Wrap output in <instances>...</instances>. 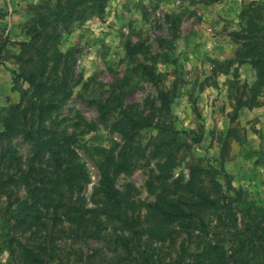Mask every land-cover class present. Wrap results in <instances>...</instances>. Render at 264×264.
<instances>
[{"label":"trees","instance_id":"16d2710c","mask_svg":"<svg viewBox=\"0 0 264 264\" xmlns=\"http://www.w3.org/2000/svg\"><path fill=\"white\" fill-rule=\"evenodd\" d=\"M107 1L41 0L30 8L23 26L25 40L15 43L17 53L11 56L5 50L9 38L0 35V65L6 58L13 60L11 90L19 94L18 101L9 102L0 113V194L10 199L11 192L5 191L15 187L25 193L16 209L10 210L13 204H8L4 224L9 233L24 226L30 229V243L8 233L3 249L23 264H56V241L71 235L75 241L82 237L103 242L119 263L264 264V208L243 200L242 191L232 186L227 174L221 183V171L208 159L195 156L193 146L201 143V137L166 122L176 89L167 90L163 75L152 65L138 63L136 68L157 90L156 109L147 112L140 104H124L123 87L118 86H111L104 99L89 100L97 110L98 123L118 134L122 144L117 150L92 149L99 181L85 202L82 193L89 178L76 147L79 137L94 132L97 125L79 117L71 132L59 128L58 114L76 84L73 53L62 52L59 44L73 24L88 16L99 18ZM255 5L253 15L242 11L245 27L241 32L230 34L236 46L233 59L219 64L226 74L233 64H249L256 77L252 86L232 83L228 96L231 121L241 109L264 107L263 5ZM139 48L126 46L132 61H137ZM146 129L155 130L152 156L161 161L148 182L154 200L137 202L119 191L115 181L131 171L135 155L144 156L136 140ZM230 133L239 139L236 130ZM15 137L29 144L30 157L22 158L9 145ZM226 144L221 146V164ZM179 160L187 165L186 180L172 178ZM179 235L186 237L185 245L173 257L163 258L161 247L173 244ZM190 245L195 247L192 254L187 252ZM98 252L81 254L68 264H97Z\"/></svg>","mask_w":264,"mask_h":264},{"label":"rangeland","instance_id":"374dc122","mask_svg":"<svg viewBox=\"0 0 264 264\" xmlns=\"http://www.w3.org/2000/svg\"><path fill=\"white\" fill-rule=\"evenodd\" d=\"M40 1L0 0V35L10 40L5 48L7 55L16 54L15 43L25 40L23 26L29 18V10ZM256 3L263 5L260 12L264 21V0H108L99 18L88 16L62 35L59 49L73 53L71 66L76 84L72 97L58 114L59 128L71 132L79 117L97 125L94 132L79 137L76 147L78 161L89 178L82 193L87 204L99 181L90 155L94 152L92 149L115 147L117 150L122 144L118 134L98 123L97 110L89 105V100L104 99L111 86H118L123 87L124 104H140L147 112L156 109L159 106L157 90L136 68L142 63L152 65L163 75L167 90L175 86L176 96L170 112L165 115L166 122L178 131L194 132L201 137V143L193 146L195 156L208 159L221 171L218 176L221 183L223 175L227 174L232 186L242 191L243 200L264 208V107L241 109L231 121L233 112L228 100L232 83L252 86L255 73L249 64H233L227 74L225 67L219 65L233 59L236 46L230 34L241 32L245 27L242 11L246 9L253 15L258 8ZM128 44L140 46L135 54L137 61L130 59L126 50ZM4 61V69L0 71V113L9 102H17L19 96L11 90L13 60L9 57ZM229 130H236L239 139H235L233 133L228 134ZM155 134L153 129L139 133L136 141L139 151L145 150L144 156L135 155L131 171L116 177L117 189L130 194L137 202L152 201L155 197L148 187L161 161L152 156L151 141ZM225 141L221 164L219 154ZM9 145L22 158L30 157V146L21 137L13 138ZM172 175L173 179L186 180L187 165L179 160ZM5 192H11V197L0 194V264H23L3 246L5 235L9 233L4 224L8 204H13L10 210L16 209L17 200L24 198L25 193L18 187ZM9 234L30 243V229L26 226ZM185 241L186 237L179 235L173 244L162 246V257H173ZM55 244L56 264H68L79 260L81 254L86 256L95 250L99 251L94 257L97 264L119 263L103 242L82 237L75 241V236L66 235ZM187 252L194 253L195 247L188 246ZM66 254L70 255L69 261Z\"/></svg>","mask_w":264,"mask_h":264},{"label":"crops","instance_id":"0c3cea01","mask_svg":"<svg viewBox=\"0 0 264 264\" xmlns=\"http://www.w3.org/2000/svg\"><path fill=\"white\" fill-rule=\"evenodd\" d=\"M3 64H5V61H2V64L0 65V71L2 70V69H4V65ZM13 66H14V64H13ZM15 67V66H14Z\"/></svg>","mask_w":264,"mask_h":264}]
</instances>
